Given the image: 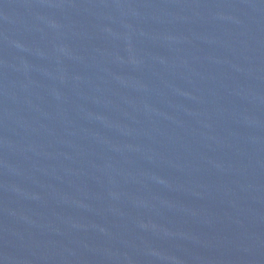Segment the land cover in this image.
<instances>
[{
  "label": "water",
  "instance_id": "95a60500",
  "mask_svg": "<svg viewBox=\"0 0 264 264\" xmlns=\"http://www.w3.org/2000/svg\"><path fill=\"white\" fill-rule=\"evenodd\" d=\"M0 264H264V0H0Z\"/></svg>",
  "mask_w": 264,
  "mask_h": 264
}]
</instances>
